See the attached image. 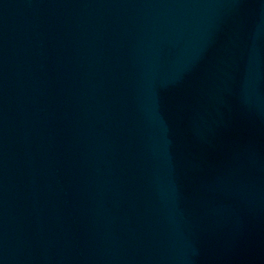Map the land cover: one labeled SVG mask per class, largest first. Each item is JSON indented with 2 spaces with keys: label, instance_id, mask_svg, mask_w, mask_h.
Returning a JSON list of instances; mask_svg holds the SVG:
<instances>
[{
  "label": "water",
  "instance_id": "water-1",
  "mask_svg": "<svg viewBox=\"0 0 264 264\" xmlns=\"http://www.w3.org/2000/svg\"><path fill=\"white\" fill-rule=\"evenodd\" d=\"M0 264H264V0H0Z\"/></svg>",
  "mask_w": 264,
  "mask_h": 264
}]
</instances>
